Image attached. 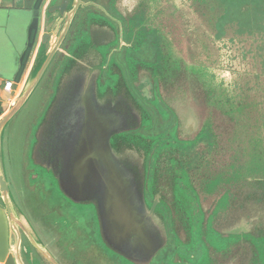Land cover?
<instances>
[{
  "label": "rangeland",
  "instance_id": "374dc122",
  "mask_svg": "<svg viewBox=\"0 0 264 264\" xmlns=\"http://www.w3.org/2000/svg\"><path fill=\"white\" fill-rule=\"evenodd\" d=\"M82 1L86 2L88 0ZM90 1L102 6V9H104L103 11H105L106 14L105 16H112L114 19L119 21L121 25V28L118 27L119 31L121 30L127 32V35L122 37L123 42H120V40L117 38L116 43H114L109 48V50H107L105 60L107 61L110 57H113V61L116 64L114 72L119 81L121 80V74L127 69L128 60H125V55H127L126 58L129 60H142L145 62L151 61V52L147 43L145 42L144 37L136 35L132 25L130 30L126 31L125 25L122 22L123 19L129 18L135 13L137 9H139L138 0ZM140 1L141 0H139V3ZM141 7H143L146 12L148 24H153L154 27L159 29L167 39L173 57L182 60L188 66L196 65L207 68L216 77V81L220 84H223L224 89H227L230 95L235 94V92H238L239 89H243L245 95L249 97V99H247V104L250 106L259 105L258 108L249 110L248 117L252 118L253 124L256 119L260 118L259 113L264 112L263 38L259 40L249 37H237L233 33L229 32L228 35L222 40H215L213 38V32L210 25L208 24L207 18L196 6L193 5L191 0H156V2L152 4L151 0H148V4L146 6L140 5V8ZM116 11L123 19H120V17L116 14ZM90 12L95 13V10L92 8L83 9L76 14L70 27L69 35L67 36L69 38H67L68 40H66L65 43L60 46L59 51L54 57V64H56L57 61H59L60 64L62 54H66L65 47L68 45V42L72 41L76 35L80 36L82 33H86V35H89L91 39H93L94 44L102 45L108 41L111 42L113 34L118 32V28L112 26V29H110L105 24V22V26H102L103 22H94L92 25L89 24L87 22L89 19L87 14ZM96 13V15L100 14L98 12ZM92 17L93 16H90V18ZM28 21V16L23 15L15 10H7L3 13H0V72L12 80L13 73L11 72L13 70V66L16 65V58L10 59V57L13 53L14 47L17 48L20 45L19 50H22V44L25 41L24 38L26 39ZM86 41H89L88 38ZM131 45L135 46L136 49L132 50L130 48ZM47 50L48 46L45 45L44 51ZM53 63V67L47 72L45 78L36 88L25 106L15 117L9 121L3 131L0 149L1 164L5 179L10 188L12 199L17 207L16 210L18 208L30 209V207L34 205L27 197L26 192H43L49 190L48 185L46 182H44V180H42V178L36 179V181L32 184H30L31 181L28 178L29 174L35 178V174H41L42 172L37 168V166L32 164L30 157L32 156L35 132L49 105V96L52 93L51 87L55 84L54 73L56 69L54 68ZM86 64H90L89 59L87 60ZM83 68L84 67H78V69L81 70ZM147 75L144 72L140 73L139 81L135 82V85H138V90L140 91L141 96L145 98H151V96H153V90L151 79L148 78L149 75ZM20 83L21 82H19L16 87H18ZM68 83L71 85V95H73V97H80L81 95L79 92V85L84 84L85 81L74 78ZM2 84L0 85V107L2 109V115L0 119L7 115L11 109L18 104L21 95L24 94L28 87H24L22 92L20 91L16 97H13V93H5L3 91ZM160 94L162 98L165 99V101L176 110L177 114L180 115L182 132L185 136H189L185 138L193 137L199 130L200 126L210 118L211 110L205 104L202 90L196 89L193 91L189 84L182 82L175 90H173L171 86L165 87L162 85L160 88ZM213 120L214 127L219 135L221 144L219 146V150L215 151L213 155H206L202 161L205 163V165L207 164L206 171L199 172L198 176L195 177V186L198 189L201 205L204 209L203 212L207 216L209 212H211V210L216 206L221 193L227 189L232 193L229 202L230 207L227 211L220 210L217 218L215 219L214 228L219 232L226 231L228 225L232 224L234 218V224L240 228L248 229L250 225V228L254 226L257 228L259 227L261 220L264 221V211H262L259 206L249 208L247 204L245 206L243 203V200H245V195L251 191H255L256 189L255 183L252 181L249 182L250 179H246V182L243 181L240 184L231 182V185L234 187V189L230 186H223V181H231V179H224L221 180V182L217 181V185L221 187L215 193L211 192V195L200 190L202 182L201 177H205L209 174H214L216 178L222 177L220 173L226 172L228 174L230 169L229 165L233 163L231 158L232 152L230 151V145L227 141L229 135L233 131V125L221 113H216ZM205 153L206 152L204 148L201 151L197 150L199 159H202V157H204L202 155ZM138 171L139 172H137L136 176L137 180L133 182V184L135 183L136 186L140 185L141 178V171ZM211 181L210 184L206 185L209 189H212V187L216 185L213 179H211ZM54 190L56 191V189ZM37 195H39V193H37ZM56 195L59 196L57 191ZM145 195V199L148 201L149 196L147 193ZM222 195L223 199H225L223 201V204L225 205V202L228 201L229 198V192H224ZM155 197L158 200L166 199L168 203L171 201L170 195L166 192V189L163 186L159 187ZM247 198L248 196H246V199ZM53 202L56 204L59 203L60 200L57 199L56 203L55 200H53ZM134 202L139 204L140 200L136 199ZM220 206L223 205L218 204L217 210L220 209ZM245 210V213L238 212ZM89 211L93 212L89 208L81 207L80 209H75L72 215L75 218L82 213H90ZM213 212H216V209H213ZM148 220H150L149 216L147 217V221ZM80 222H82L81 219ZM153 222L156 227L159 226L162 228L164 235L163 237L166 240H159V244L162 246L159 252H162L156 257V259H154L151 264H164L166 261L164 257L167 259L168 257H172L170 259L172 264H189L186 262V259H181L178 255H174V251L178 247H181L185 253L188 251V248H186L187 246H178L173 238L174 236L175 239L179 240L181 244L183 242V244H186L185 242L187 241L188 236L185 233L183 227L176 223L173 227L166 226L164 230L159 217H156L155 221ZM148 223L151 229V222L149 221ZM236 229L239 231V228ZM38 230L39 229H37V231ZM93 230L95 231L96 228L94 227ZM41 231L44 237L46 236L49 239L51 238L50 233L44 232L42 228ZM207 233L208 232H205V235ZM165 235H167V238ZM217 237L218 233L213 232L210 242L217 240ZM144 243L146 244V242ZM244 243L245 242H243L239 247L231 248L229 250L231 253L227 255L212 254V263L245 264V256L249 260L252 247L249 243L248 246H244ZM195 245H198L197 240H195ZM259 245L260 242L255 243L257 254L260 253ZM248 249L249 252L247 251ZM103 252L108 258L102 257L101 259H97L96 262L92 260V264H112L113 261L109 260V258L112 256L111 253L105 249H103ZM141 255L143 254L141 253ZM193 256L196 257L197 255L194 254L192 257ZM254 261L256 264H264V255H261L260 257L258 256V258L255 257ZM145 263L147 264L146 261ZM122 264L128 263L122 260ZM139 264H142V262H139Z\"/></svg>",
  "mask_w": 264,
  "mask_h": 264
},
{
  "label": "water",
  "instance_id": "95a60500",
  "mask_svg": "<svg viewBox=\"0 0 264 264\" xmlns=\"http://www.w3.org/2000/svg\"><path fill=\"white\" fill-rule=\"evenodd\" d=\"M9 1L15 6L12 10L29 17L24 49L18 57V66L13 75V88H16L17 84L21 82L28 64L33 57V53H36L26 81L22 87L23 89L28 86L26 91L21 95L18 104L13 107L7 115L0 119V149L5 126L25 106L36 88L45 78L47 72L53 67L52 63L55 62L54 57L59 51L60 46L69 38L67 36L69 35L70 27L76 14L83 9H88V6L92 5L82 0ZM100 9L104 15L100 13V17L99 14L96 15V12H90L87 14L89 17L87 22L91 25L94 22H103L102 26H105V22V24L112 29L114 25L108 21L111 20L110 17L105 16V11H103L102 8ZM116 14L121 17L117 11ZM90 16L93 17L90 18ZM118 27L121 28L119 22ZM76 36L72 41H69L68 45L65 47L66 54H62L60 64L59 61H57L56 64L53 63L56 69L54 73L55 84L51 87L52 93L49 96V105L35 132L32 156L30 157L32 164L37 166L42 172L41 174H35V178L29 174L28 179L31 181L30 184H32L36 179L42 178L48 185L49 190L56 189L63 192L68 197H70L72 191L76 189L81 190L83 193L90 190L93 197H99L101 209H104V206H106L103 196L107 194L113 195L111 190L115 189L113 191L114 194H124V203L122 202V205L126 206V210L114 209L113 211H116L114 213L104 212L107 213L105 216L112 214L113 217L116 215L121 221H127L130 227L134 229L133 234L141 235L143 239L147 238L150 232L151 249L147 251V247L149 246L141 242L140 244H136L138 247L136 253L139 258L143 256L141 258L143 259L142 264H146L145 261L147 264H151L162 252H159L162 248L159 244V240L165 239L163 237L162 228L159 226L156 227L153 222L156 217H159L154 213L158 204V199H153L149 212L143 211L142 207H145L146 203L141 173L142 159L138 154L134 153V151L124 149L123 152L117 153L115 149L112 148V145L117 147L116 142L119 140H117L116 137L118 134L128 131L129 126H127L126 118L121 117L119 107L115 105L118 92L110 93L111 87H109L108 90L106 86L107 83L103 84L101 79L103 71H110L111 69L110 66L107 67V65L104 64L107 50L116 43L117 38L120 42H123V31H119L118 28V32L113 34L111 42L108 41L102 45L94 44L93 39H91L89 35H86V33ZM87 38L90 42L86 41ZM45 45L48 46L47 51H44ZM36 48L37 51H35ZM88 59L90 60L89 65L86 64ZM110 59L111 57L108 61ZM78 67L84 68L81 70L78 69ZM112 70L114 72V69ZM147 74L148 73H146V75ZM139 77L140 74L138 75L137 81H139ZM74 78L85 81L84 84L79 85L80 97H73V95H71V85L68 82ZM148 78L151 79L150 76H148ZM114 81L116 83H110L114 84L113 89L120 85L119 82L117 83L116 80ZM134 87L138 90V85H135V83ZM138 92L140 93L139 90ZM125 96L126 95H124V97ZM146 98L151 99L149 97ZM125 112L128 111L125 110ZM1 115L2 109L0 107V117ZM133 120L134 117H131V121ZM184 137L189 136L184 135ZM118 148H121L120 150L123 149L122 147ZM138 170L141 171L140 185L136 186L134 183V186L133 182L137 180L136 176L137 172H139ZM251 181L255 183L256 189L245 195L246 202L244 200L243 203L245 206L247 204L249 208L259 206L262 211H264V193L257 190L259 187L256 179H250L249 182ZM74 183H76V187L73 185ZM120 184H122V187ZM126 184L129 186H126ZM77 185H80V187H77ZM125 190L127 191L125 192ZM128 192H130L131 195H127ZM132 195H134L135 199L140 200V211L138 210L137 204H131ZM246 196H248L247 199ZM65 198L68 199L67 197ZM113 200L115 203L114 206H119V197L115 196ZM0 201V264H20V259L14 258L9 253V231H14L17 230L16 227H21L26 233L23 228L25 227L27 229L26 235L31 239L33 246L37 249H39L37 245L39 241H36L38 239L36 234L26 226L27 223L24 222L22 214L19 212L20 208L16 210L17 207L12 199L9 185L3 173L1 151ZM255 202H257V205L254 204ZM137 210L140 213H138ZM238 212L245 213L246 210ZM148 216L150 220L147 221ZM159 219L165 230L166 225L160 217ZM234 219L232 224L228 225L226 231L219 232L215 229V220L212 228L223 237L232 235L244 237L250 235L258 238L264 236V221L261 220L257 228L255 226L250 228V225L248 229H243L234 224ZM149 221L151 222V229L149 227ZM106 223L108 225V222ZM236 228H239V231H237ZM165 236L167 238V235ZM108 238L109 241H116L115 237L110 233ZM126 240L127 239H125V241ZM141 240L142 239H140V241ZM108 245L112 247L110 250L113 254L123 257L124 262L133 260L130 256H127L124 251L120 252L117 250V243L110 242ZM250 246L252 247L251 255L253 256L254 249L252 243H250ZM247 251L249 252V249ZM141 253L143 255H141ZM190 257L191 260L195 258L194 256L192 257V255H190ZM48 259L52 264H57L51 258ZM253 260H255L253 257L251 260L247 258L244 260V263L252 264ZM186 262L192 264L190 260L186 259Z\"/></svg>",
  "mask_w": 264,
  "mask_h": 264
},
{
  "label": "trees",
  "instance_id": "16d2710c",
  "mask_svg": "<svg viewBox=\"0 0 264 264\" xmlns=\"http://www.w3.org/2000/svg\"><path fill=\"white\" fill-rule=\"evenodd\" d=\"M191 1L207 18L213 38L217 41L225 38L229 32L237 37L250 38H261V34H264V0ZM154 2L156 0H151V4ZM147 4L148 0H141L140 3L138 0L139 9L129 18L120 17V19H123L126 31H129L132 25L136 35L144 37L151 52V61L129 60L125 55V60H128L127 69L121 74L120 81L112 70V67L113 69L116 67L113 57L104 63L111 69L103 71L102 83H107L108 90L111 87L110 93L118 92L115 105L119 107L121 117L126 118L127 126H129L128 131L118 134L117 147L112 145V148L117 153L128 149L140 156L143 193L145 198V194H148L151 204L161 186L170 195V203L166 199L158 200L154 213L168 227H173L176 223L180 224L188 236L186 244H181L173 236L178 246L188 248L185 253L181 247H178L174 255H178L181 259L186 258L192 264H213L212 254L227 255L231 253L229 252L231 248L239 247L245 242L244 246L252 243L254 249V255L250 254L249 260L252 257L258 258L264 254V236L258 238L250 235L223 237L218 234L217 240L210 242L215 232L212 228L213 222L220 210L229 209L232 193L230 190H224L221 195L229 192L228 201L224 205L225 199L223 195H220L213 208L216 212L212 209L206 216L195 186V177L199 172L206 171L207 164L202 162L206 155L211 156L219 150L221 140L214 127L213 118L216 113H221L233 125V131L227 139L233 163L229 165L228 174L220 173L222 177L216 178L214 174L201 177L200 190L211 195V192L215 193L221 187L217 185V181L231 179V181H223V186H230L234 189L231 182L240 184L243 181L246 182V179H256L258 190L264 193V112L259 113L260 118L256 119L253 124L252 118L248 117L249 110L258 108L259 105L247 104L249 97L245 95L243 89L230 95L207 68L196 65L188 66L182 60L173 57L170 45L163 33L153 24H148L146 12L143 7L140 8V5L146 6ZM126 35L127 32L123 31V37ZM130 48L136 49L132 45ZM141 72H146L151 77L153 90L151 99L141 96L134 87ZM114 80L120 83L119 87L115 88L116 91L113 89L114 84H110L116 83ZM182 82L189 84L193 91L202 90L205 104L211 110L210 118L191 138L183 136L179 115L160 94L162 85L171 86L175 90ZM131 117H134L133 121ZM118 147L123 149L120 150L121 148ZM203 148L206 153L202 155L204 156L202 159H199L197 150L201 151ZM211 179L216 185L209 189L206 185L212 182ZM145 203L146 206H150L146 199ZM218 204L223 205L219 210H217ZM205 232L208 233L205 235ZM195 240L198 241V245H195ZM256 242H260L259 254L256 252ZM194 254L197 256L191 260L190 255ZM171 258L164 257L166 259L164 264H172ZM245 259H247L246 256ZM254 262L253 260L252 264H256Z\"/></svg>",
  "mask_w": 264,
  "mask_h": 264
},
{
  "label": "flooded vegetation",
  "instance_id": "af4514ba",
  "mask_svg": "<svg viewBox=\"0 0 264 264\" xmlns=\"http://www.w3.org/2000/svg\"><path fill=\"white\" fill-rule=\"evenodd\" d=\"M85 3H91L88 8H92L95 12L104 15L100 8L93 1H86ZM104 10V9H103ZM101 14L99 16L101 17ZM105 18V17H104ZM110 21L116 28H118V20L110 17ZM261 38L264 39V34H261ZM250 38V37H249ZM253 38V39H261ZM179 118L181 119L180 115ZM181 122V120H180ZM182 131V126H181ZM76 187V183H74ZM122 187V184H120ZM126 186H129L126 184ZM80 187V185H77ZM59 193V196L56 195ZM46 190L40 191H28L26 192L29 200L35 205L29 208H20V213L27 227L30 228L37 236V244L39 249L33 246L31 239L26 235L27 229L23 227L26 233L21 227H16L17 230L9 231V253L14 258L20 259V264H52L48 258H51L57 264H92V260L96 262L97 259L102 257L108 258L104 254L103 249L110 252L111 246L108 243H117V250L125 252L127 256H130L133 260L127 261L128 264H139L143 259L137 257V246L141 242H147L145 245L151 246V234L148 233V237L144 238L141 235L133 234L134 229L130 227V224L123 220L121 221L113 215H106L107 213H114V209L126 210L124 203V194H114V190H111L113 195L103 196V200L106 202L104 209H101L99 205V197H93L90 190L88 192H82L81 190H73L70 197L66 196L63 192L58 190ZM127 190H125L126 192ZM39 193V195H37ZM131 193L128 192L127 195ZM81 196V197H80ZM119 197V206H114L113 197ZM67 197L68 199H66ZM83 198V199H82ZM59 199L60 202L56 203ZM82 199V200H81ZM55 200V203L53 202ZM134 195L131 198V204H136ZM150 206L142 207L143 211L149 212L151 207L150 199L147 201ZM140 211L141 205L137 204ZM81 207L89 208L93 212L82 213L78 217H73L75 209ZM31 210V211H30ZM85 210V209H83ZM137 212L139 213V211ZM107 212V213H104ZM103 213V214H102ZM88 214V215H87ZM137 218V216H136ZM80 219L82 222H80ZM108 222V225L107 223ZM95 224V225H94ZM108 226V228H107ZM96 228L94 231L93 228ZM41 228L46 233L51 234V238L44 237ZM37 229H39L38 232ZM109 233L115 237L116 241H109ZM125 239H127L125 241ZM140 239H142L140 241ZM126 243H125V242ZM125 246V248H124ZM110 250V251H109ZM134 254H133V253ZM112 264H122L123 257L113 254L111 251ZM17 264V263H16Z\"/></svg>",
  "mask_w": 264,
  "mask_h": 264
},
{
  "label": "crops",
  "instance_id": "0c3cea01",
  "mask_svg": "<svg viewBox=\"0 0 264 264\" xmlns=\"http://www.w3.org/2000/svg\"><path fill=\"white\" fill-rule=\"evenodd\" d=\"M13 8H15V6L12 4V2L11 1H9V0H1L0 1V13H3V12H5V11H7V10H12ZM41 34H42V32H41ZM40 34V35H41ZM24 40H25V38H24ZM24 43H25V41L23 42V44H22V50H19V47H20V45L16 48V47H14V49H13V53L11 54V57H10V59L11 58H16V65L15 66H13V70H12V72L11 73H13V75H14V72L16 71V69H17V66H18V57H19V55L21 54V52L23 51V49H24ZM16 45V44H15ZM35 51H37V48H36V50ZM35 53L36 52H34L33 53V57L31 58V61L29 62V64H28V67H27V70H26V72H25V75H23V78L21 79V83H20V85H18V87H16V88H13V80L11 79V78H7L6 76H4V74H2L1 72H0V85L2 84V89H3V91L5 92V93H13L14 94V96L13 97H16V95H18L19 93H20V91L22 90V87H23V85H24V83H25V81H26V78H27V75H28V72H29V69H30V67H31V64H32V62H33V59H34V56H35ZM1 69V68H0ZM5 79V80H4ZM6 83H10L11 84V90L12 91H7V90H5V85H6ZM18 88V89H17ZM255 204L257 205V202H255ZM234 231H236V230H234Z\"/></svg>",
  "mask_w": 264,
  "mask_h": 264
},
{
  "label": "built area",
  "instance_id": "2783aa9c",
  "mask_svg": "<svg viewBox=\"0 0 264 264\" xmlns=\"http://www.w3.org/2000/svg\"><path fill=\"white\" fill-rule=\"evenodd\" d=\"M5 90L11 91V84L10 83H6Z\"/></svg>",
  "mask_w": 264,
  "mask_h": 264
}]
</instances>
